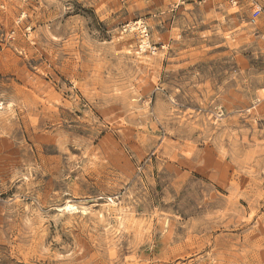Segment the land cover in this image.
Instances as JSON below:
<instances>
[{
    "label": "rangeland",
    "instance_id": "374dc122",
    "mask_svg": "<svg viewBox=\"0 0 264 264\" xmlns=\"http://www.w3.org/2000/svg\"><path fill=\"white\" fill-rule=\"evenodd\" d=\"M251 1L0 0V264H264Z\"/></svg>",
    "mask_w": 264,
    "mask_h": 264
},
{
    "label": "built area",
    "instance_id": "2783aa9c",
    "mask_svg": "<svg viewBox=\"0 0 264 264\" xmlns=\"http://www.w3.org/2000/svg\"><path fill=\"white\" fill-rule=\"evenodd\" d=\"M168 2L174 3V5H183L185 3V0H164ZM200 1V0H195ZM229 4L232 7H236L241 2H248L252 6V10L250 12V15L247 19V24L251 27H255L258 23V20L261 16L262 9L257 4L253 3L251 0H228ZM122 33H135L139 37V43H138V49L142 52L154 50L155 47H153L149 41V33L147 30V26L142 21H135L130 22L127 24H124L121 27Z\"/></svg>",
    "mask_w": 264,
    "mask_h": 264
},
{
    "label": "bare ground",
    "instance_id": "6f19581e",
    "mask_svg": "<svg viewBox=\"0 0 264 264\" xmlns=\"http://www.w3.org/2000/svg\"><path fill=\"white\" fill-rule=\"evenodd\" d=\"M74 208L72 206H65V209L66 211H72Z\"/></svg>",
    "mask_w": 264,
    "mask_h": 264
}]
</instances>
